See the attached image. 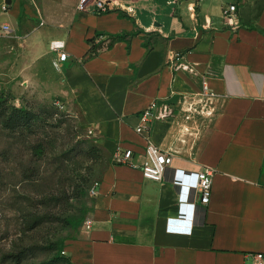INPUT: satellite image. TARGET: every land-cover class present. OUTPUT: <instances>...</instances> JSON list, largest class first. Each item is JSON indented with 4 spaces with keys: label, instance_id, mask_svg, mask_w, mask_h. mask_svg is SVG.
Instances as JSON below:
<instances>
[{
    "label": "crops",
    "instance_id": "crops-1",
    "mask_svg": "<svg viewBox=\"0 0 264 264\" xmlns=\"http://www.w3.org/2000/svg\"><path fill=\"white\" fill-rule=\"evenodd\" d=\"M67 1L46 11L42 26L25 25L26 45L12 49L34 65L24 78L35 72L72 105L107 155L91 226L67 239L64 253L75 264H253L250 253L264 252V0H112L116 9L105 13ZM231 3L237 27L223 15ZM14 6L18 17L21 1ZM125 31L136 33L111 41ZM57 39L68 53L59 69L50 46ZM94 43L96 54L86 56ZM175 51L195 73L172 68ZM154 99L175 108L149 134L173 155L160 181L112 162L118 146L143 161L135 126ZM204 167L212 169L211 197L192 224L179 217L171 179L175 168ZM191 200L199 202L194 193Z\"/></svg>",
    "mask_w": 264,
    "mask_h": 264
},
{
    "label": "rangeland",
    "instance_id": "rangeland-1",
    "mask_svg": "<svg viewBox=\"0 0 264 264\" xmlns=\"http://www.w3.org/2000/svg\"><path fill=\"white\" fill-rule=\"evenodd\" d=\"M3 1L0 23L11 30H0V264H66L59 249L90 217L107 155L72 105L44 89L35 72L24 78L34 65L12 50L26 45L25 25L42 26L46 11L69 1L20 0L18 17L16 0L7 11ZM12 106L31 111L32 124L7 126Z\"/></svg>",
    "mask_w": 264,
    "mask_h": 264
},
{
    "label": "built area",
    "instance_id": "built-area-1",
    "mask_svg": "<svg viewBox=\"0 0 264 264\" xmlns=\"http://www.w3.org/2000/svg\"><path fill=\"white\" fill-rule=\"evenodd\" d=\"M79 9L88 10L90 7L96 13H105L116 9V5L112 0H80ZM120 9L127 12H133V8L129 6L119 5ZM3 11L9 9V4L6 0L1 6ZM235 3L229 4L223 8V15L226 23L233 27L240 24L239 18L235 14ZM42 23V22H41ZM1 32L7 33L11 30V25L7 21L0 23ZM101 37V36H100ZM104 38V37H103ZM101 40L99 39V42ZM107 43V40H103ZM51 49L57 54L53 59V66L60 68L62 61L68 57L65 50V41L61 39L52 40L50 43ZM169 64L175 70H185L190 73H195V67L184 60V54L181 51H175L169 58ZM213 93H208L212 96ZM174 106L160 99L152 100L139 114V123L135 126V131L142 135L145 140L144 144V159L137 163L133 160V151L118 146L112 153V162L114 164H127L132 167H138L143 176L152 180L160 181L166 178V171L172 166L173 155L163 150L150 140L149 134L153 123L157 120L167 119L174 115ZM91 134L92 130L88 129ZM212 169L204 167L196 171H186L184 169L175 168L172 180L173 185L177 188L179 195L180 212L179 217L185 218L192 224L196 223V213L199 207H205L211 197L212 185ZM92 194H96L95 185L91 189ZM193 193L198 197L199 202L192 201ZM90 219L85 221V225L89 228L91 225ZM253 264H264V252L256 251L250 253Z\"/></svg>",
    "mask_w": 264,
    "mask_h": 264
},
{
    "label": "trees",
    "instance_id": "trees-1",
    "mask_svg": "<svg viewBox=\"0 0 264 264\" xmlns=\"http://www.w3.org/2000/svg\"><path fill=\"white\" fill-rule=\"evenodd\" d=\"M136 31H125V32H121V33H116L114 35H112L111 41L118 39V38H122L125 37L127 35H132L135 34ZM111 41L108 43V46L111 44ZM99 47L97 45H95V43L91 46V48L88 50V53L86 54V56H92L94 54H96L97 49ZM9 115L7 116L6 119V124L7 126H9L10 128H21V127H26L29 126L31 123V119L33 117V113L31 111H29L26 108L23 107H15L12 106L11 110L8 113ZM64 243H62L61 248L59 249V253L60 255V259L62 258V260L66 263V264H75L74 262H72L71 258L67 255H61V252H64ZM41 264H48L47 261L42 262Z\"/></svg>",
    "mask_w": 264,
    "mask_h": 264
},
{
    "label": "water",
    "instance_id": "water-1",
    "mask_svg": "<svg viewBox=\"0 0 264 264\" xmlns=\"http://www.w3.org/2000/svg\"><path fill=\"white\" fill-rule=\"evenodd\" d=\"M6 2H7L9 5H11V0H6Z\"/></svg>",
    "mask_w": 264,
    "mask_h": 264
},
{
    "label": "bare ground",
    "instance_id": "bare-ground-1",
    "mask_svg": "<svg viewBox=\"0 0 264 264\" xmlns=\"http://www.w3.org/2000/svg\"><path fill=\"white\" fill-rule=\"evenodd\" d=\"M185 108V107H184ZM190 108V107H189Z\"/></svg>",
    "mask_w": 264,
    "mask_h": 264
}]
</instances>
